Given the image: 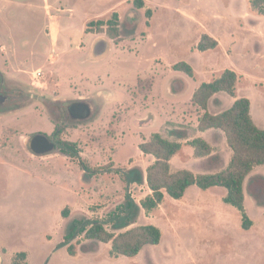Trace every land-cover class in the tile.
<instances>
[{
  "label": "rangeland",
  "instance_id": "obj_1",
  "mask_svg": "<svg viewBox=\"0 0 264 264\" xmlns=\"http://www.w3.org/2000/svg\"><path fill=\"white\" fill-rule=\"evenodd\" d=\"M134 1L0 0V93L8 96L0 107V159L18 166L12 173L0 164L1 264H11L19 251L27 252L29 264H264V165L244 183L254 222L248 230L240 211L224 202L225 187L206 191L194 185L186 197L166 195L153 212L141 211L132 226L155 224L163 237L137 256L112 257L111 243L83 236L74 241L75 256L66 246L56 249L74 218L105 219L124 202L127 184L117 169L139 166L146 172L155 160L140 150L144 139L155 132L194 137L192 126L180 127L184 122H171L178 126L172 129L164 124L167 101L169 112L172 105L182 112L179 101L232 68L240 75L237 92L251 99L254 120L264 129V15L251 9L250 0H144L142 7ZM114 11L120 15L118 37L90 24ZM204 33L218 39L216 49L198 50ZM179 61L190 63L196 76L174 70ZM154 79L158 101L149 90ZM171 81L174 94L178 84L184 86L179 96L168 95ZM218 95L225 97L224 106L211 100V113L232 106L231 95ZM79 100L94 105L90 119H71L66 104ZM57 125L65 126L62 138L78 144L90 167L117 169L87 180L78 159L57 147L51 154L32 152L30 138L52 137ZM213 141L218 146L212 158L197 159L187 146L172 170L221 168L215 158L222 153L220 135ZM21 166H37L36 176L17 171ZM130 190L138 202L151 193L146 182ZM66 206L71 212L63 218Z\"/></svg>",
  "mask_w": 264,
  "mask_h": 264
},
{
  "label": "trees",
  "instance_id": "obj_2",
  "mask_svg": "<svg viewBox=\"0 0 264 264\" xmlns=\"http://www.w3.org/2000/svg\"><path fill=\"white\" fill-rule=\"evenodd\" d=\"M134 2L141 7L144 6V0ZM250 7L259 15H264V0H250ZM148 13L150 14V10ZM90 24L96 25L101 31L106 27V32L111 38L118 37L121 32L120 15L117 11H114L108 19L90 21ZM218 46V39L209 33H204L197 48L206 51L216 49ZM173 69L183 71L190 77L196 76L195 69L186 61L175 63ZM239 79L240 76L234 69L227 68L213 80L202 82L192 98V102L204 110L199 119V130L206 131L212 128L222 130L232 150V157L227 167L216 173H195L189 169L173 171L171 160L181 151L183 143L169 139L159 132L153 133L139 144L144 154L153 155L155 158L146 172L139 166L126 169L120 167L117 169L111 165L92 168L82 159V149L78 144L62 138L65 126L57 125L53 132L56 147L66 156L78 159L86 179L114 168L124 173L127 190L124 202L107 218H91L87 215L74 218L69 224L64 240L56 246V249L66 246L68 253L75 256L77 249L74 241L83 236L86 239L111 243L109 253L112 257L137 256L146 245L159 244L163 237L162 230L155 224L132 226L141 211L153 212L164 202L166 195L181 199L194 185L202 190L217 186L225 187L227 193L223 198L224 202L240 211L243 228L250 229L254 222L247 212L244 183L255 167L264 165V129L260 128L252 117L250 98L237 97ZM220 92H226L237 98L228 109L216 114L211 113L208 110L209 101ZM188 144L194 149V156L197 158L209 157L214 151V147L203 137L193 138ZM145 182L151 193L138 202L133 197L130 187L132 184ZM70 212L71 208L66 206L61 212L62 217H69ZM11 264H29L27 252H17L12 257Z\"/></svg>",
  "mask_w": 264,
  "mask_h": 264
},
{
  "label": "crops",
  "instance_id": "obj_3",
  "mask_svg": "<svg viewBox=\"0 0 264 264\" xmlns=\"http://www.w3.org/2000/svg\"><path fill=\"white\" fill-rule=\"evenodd\" d=\"M2 2H8L9 3V0H1ZM79 43V42H78ZM237 72V71H236ZM240 76V75H239ZM193 78V77H192ZM172 82L173 81H171L169 84H168V86H167V88H166V90H167V93H168V95L169 96H171V97H173V95H180L183 91H184V86L182 85V84H178L177 86L179 87L178 88V93H176V94H174V91H176L175 90V88H173V84H172ZM156 86H157V80L156 79H154V81H153V83L151 84V87H150V95L153 97V98H157V101H158V99L160 98V96H161V94L159 93V92H157L156 91ZM200 86V84L196 87V88H194L193 90H192V92H190L189 94H188V96L185 98V99H183V101H179L178 102V106H180V107H183V109L181 110L182 112H180V113H178V111L176 112V107H177V105L176 106H173L172 105V112H169V110H168V106H169V102L167 101V106L165 107V118H164V124H166V123H168L170 126H169V128L170 129H172V127L171 126H175V128L176 127H178V126H176V125H173L171 122H178V121H180V122H184L185 124H186V127L185 126H183V124H182V126H180L181 128H189V126H192V128L194 129L193 131L195 132V134H194V137L193 138H196V137H203L204 139H206L213 147H214V151H213V153H212V155H210L209 157H213L214 155H215V153L217 152V146H218V143L217 142H214L213 141V137L214 136H219L220 135V137H221V139H222V148H221V152L222 153H220L221 155V157H215V158H218V162H219V167H221V168H219V169H214V168H211V167H207V168H205L206 169V171L208 172V173H210V171H215L214 173H216V172H219V171H221V170H223L224 168H226L227 167V165L229 164V162H230V160H231V157H232V150L230 149V147H228L227 146V138H226V135H225V133L222 131V130H220V129H215V128H212V129H208V130H206V131H200L199 130V128H198V125H199V119H200V117H201V115L204 113V110L203 109H201L200 107H198L196 104H194L193 102H192V98H193V94H194V92L196 91V89L198 88ZM219 93H217L216 95H214V97H212L211 98V100H218V102H220V105L221 106H224V100H225V97H222V96H219L218 95ZM178 95V96H179ZM236 95H237V97H241V96H245V95H240L238 92H237V90H236ZM174 97H176V96H174ZM237 97H233L232 96V100H228L227 99V105H231V104H233L234 103V101H235V99L237 98ZM247 97V96H246ZM219 98V99H218ZM249 98V97H248ZM188 100V102L187 103H184L185 102V100ZM211 100L209 101V104H210V102H211ZM251 100V99H250ZM251 103H252V101H251ZM186 106V107H185ZM191 107V109H189ZM178 108V107H177ZM184 108H186V111H185V109ZM179 110V109H178ZM224 109H222V110H219V109H216V110H214V114H216V113H220V112H222ZM251 113H252V107H251ZM252 117H253V114H252ZM253 119H254V117H253ZM255 121V120H254ZM255 123H256V121H255ZM163 124V125H164ZM257 124V123H256ZM258 125V124H257ZM163 127V126H162ZM160 133V132H159ZM153 134V133H152ZM151 134V135H152ZM161 134H163V132L161 133ZM150 135V136H151ZM164 135V134H163ZM149 136V137H150ZM165 137H167V138H169V139H172V140H177V141H180V142H182L183 143V147H182V149H181V151H183V149L185 148V147H187V146H190L189 144H188V141L189 140H191V139H193V138H191V139H189V138H187L183 133H181V132H179V138H177V139H175V138H170V137H168V136H166V135H164ZM191 147V146H190ZM2 149V148H1ZM180 151V152H181ZM193 151H194V149H193ZM179 152V153H180ZM218 152H219V149H218ZM179 153L178 154H176L173 158H172V160H171V164H172V161L177 157V156H179ZM3 153H1L0 152V155H2ZM51 154V153H50ZM188 154H191V151H188ZM1 158V157H0ZM197 158V157H196ZM203 158H208V157H203ZM197 159H202V158H197ZM0 164H4L5 166H6V171H8V170H10L9 168L11 167L12 168V170H11V172L13 173V171H14V169H16L18 166H14V165H10L8 162H7V160L6 161H3V160H1L0 159ZM22 167V169H18L17 171H21V172H23V173H25V174H29V175H33V176H36V171H34V169H36L37 168V166L33 169V170H30V169H28V168H25L24 169V167L23 166H21ZM258 167V166H257ZM257 167H255L254 168V170L250 173V175L251 174H255L256 173V168ZM10 172V171H9ZM10 172V173H11ZM207 172H205V173H207ZM10 173H8L7 172V176H9V175H11ZM204 173V172H203ZM88 180V179H87ZM212 188L213 187H211V188H209V189H207L206 191H210V190H212ZM192 191V187H190L188 190H187V192H186V194L184 195V197H186L187 196V194L188 193H190ZM194 192V191H193ZM226 195V194H225ZM225 195H223V198H224V196ZM70 207V206H69ZM220 221H223V219H221L220 218ZM2 253V252H1ZM1 255H3V253L1 254Z\"/></svg>",
  "mask_w": 264,
  "mask_h": 264
},
{
  "label": "water",
  "instance_id": "obj_4",
  "mask_svg": "<svg viewBox=\"0 0 264 264\" xmlns=\"http://www.w3.org/2000/svg\"><path fill=\"white\" fill-rule=\"evenodd\" d=\"M7 97V95H2L0 93V107L6 104ZM66 109L69 112L72 120L90 119L95 112V107L92 103L81 100L66 104ZM29 147L35 154L44 155L55 151L56 143L52 137H49L44 133H37L30 138Z\"/></svg>",
  "mask_w": 264,
  "mask_h": 264
},
{
  "label": "built area",
  "instance_id": "obj_5",
  "mask_svg": "<svg viewBox=\"0 0 264 264\" xmlns=\"http://www.w3.org/2000/svg\"><path fill=\"white\" fill-rule=\"evenodd\" d=\"M35 77H36L37 79L42 78V77H43V72H41L40 70L36 71V72H35ZM35 82H36V81H35Z\"/></svg>",
  "mask_w": 264,
  "mask_h": 264
},
{
  "label": "flooded vegetation",
  "instance_id": "obj_6",
  "mask_svg": "<svg viewBox=\"0 0 264 264\" xmlns=\"http://www.w3.org/2000/svg\"><path fill=\"white\" fill-rule=\"evenodd\" d=\"M53 140H54V137L52 136Z\"/></svg>",
  "mask_w": 264,
  "mask_h": 264
}]
</instances>
